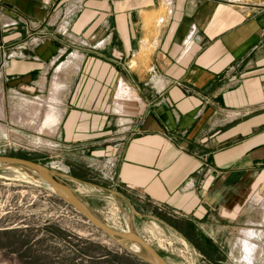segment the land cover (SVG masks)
Wrapping results in <instances>:
<instances>
[{
	"label": "crops",
	"instance_id": "0c3cea01",
	"mask_svg": "<svg viewBox=\"0 0 264 264\" xmlns=\"http://www.w3.org/2000/svg\"><path fill=\"white\" fill-rule=\"evenodd\" d=\"M4 91L50 92L39 119H15L51 110L42 132L92 156L98 190L136 216L211 242L264 200V0H0Z\"/></svg>",
	"mask_w": 264,
	"mask_h": 264
},
{
	"label": "rangeland",
	"instance_id": "374dc122",
	"mask_svg": "<svg viewBox=\"0 0 264 264\" xmlns=\"http://www.w3.org/2000/svg\"><path fill=\"white\" fill-rule=\"evenodd\" d=\"M221 1L240 8L259 0ZM13 18L14 25H18L19 14ZM160 18L158 23L163 21ZM43 94L0 93V154H25L44 165L75 192L95 217L110 228L140 234L168 264H249V260L251 264H264V200L258 197L249 204L252 220L210 231L211 242L199 236L190 223L173 218L163 223L145 215L136 216L134 211L142 212L98 190L97 185L104 186L109 179L92 156L60 149L54 144L55 129L42 132V123L38 127V123H27V118L15 119L28 112H36L39 119L51 96L50 92ZM39 99L43 105L27 109L26 101ZM46 185L26 167L0 164V264H151L140 255L141 251H132L129 243L123 246L115 242ZM261 195L264 198V187ZM251 229L256 235L250 239L251 248L245 250L243 246L249 245L243 241L248 238L242 231Z\"/></svg>",
	"mask_w": 264,
	"mask_h": 264
},
{
	"label": "water",
	"instance_id": "95a60500",
	"mask_svg": "<svg viewBox=\"0 0 264 264\" xmlns=\"http://www.w3.org/2000/svg\"><path fill=\"white\" fill-rule=\"evenodd\" d=\"M0 164L4 165H16L26 167L32 170L40 179L49 184L54 191L58 193L63 199L68 201L72 207H74L83 217L91 222L96 228L100 229L104 234L112 238L120 245L126 246V244L136 243L141 247L140 255L151 264H168L166 260L161 256L158 250L151 246L140 234L134 231H119L114 228H110L103 221L95 217L87 206L76 196L72 189L63 183L54 172L50 171L44 165L36 163L27 158L16 157L13 155L0 154Z\"/></svg>",
	"mask_w": 264,
	"mask_h": 264
},
{
	"label": "bare ground",
	"instance_id": "6f19581e",
	"mask_svg": "<svg viewBox=\"0 0 264 264\" xmlns=\"http://www.w3.org/2000/svg\"><path fill=\"white\" fill-rule=\"evenodd\" d=\"M170 1V0H168ZM43 119V118H42ZM45 120L43 122H40L42 123V127L41 129H47V128H51V126L56 123L57 121L55 120V114L52 113V111L50 110V113L48 114V116L44 118ZM32 123H34V120H31ZM35 124V123H34ZM48 130V129H47ZM42 131V130H41ZM42 140V139H41ZM47 184V183H46ZM49 186V188H51L52 190H54V188H52L49 184H47ZM46 185V186H47ZM125 231H132L130 229H125L124 231L122 232H125ZM128 247L134 251V252H138L140 253L141 251V247H139L136 243H130L128 245ZM250 261V260H249Z\"/></svg>",
	"mask_w": 264,
	"mask_h": 264
},
{
	"label": "trees",
	"instance_id": "16d2710c",
	"mask_svg": "<svg viewBox=\"0 0 264 264\" xmlns=\"http://www.w3.org/2000/svg\"><path fill=\"white\" fill-rule=\"evenodd\" d=\"M11 155L16 156V157H21V158H27V159H31L29 156L25 155V154H19V153H12Z\"/></svg>",
	"mask_w": 264,
	"mask_h": 264
},
{
	"label": "built area",
	"instance_id": "2783aa9c",
	"mask_svg": "<svg viewBox=\"0 0 264 264\" xmlns=\"http://www.w3.org/2000/svg\"><path fill=\"white\" fill-rule=\"evenodd\" d=\"M11 24H14V22H12ZM4 25H6L7 26V23H5ZM9 54H11V53H9ZM5 55V54H4Z\"/></svg>",
	"mask_w": 264,
	"mask_h": 264
},
{
	"label": "flooded vegetation",
	"instance_id": "af4514ba",
	"mask_svg": "<svg viewBox=\"0 0 264 264\" xmlns=\"http://www.w3.org/2000/svg\"><path fill=\"white\" fill-rule=\"evenodd\" d=\"M202 242V241H201ZM199 242L200 245H202L203 243ZM204 245V244H203ZM223 247V246H222Z\"/></svg>",
	"mask_w": 264,
	"mask_h": 264
},
{
	"label": "clouds",
	"instance_id": "9594fccd",
	"mask_svg": "<svg viewBox=\"0 0 264 264\" xmlns=\"http://www.w3.org/2000/svg\"><path fill=\"white\" fill-rule=\"evenodd\" d=\"M249 264H251V262L249 261Z\"/></svg>",
	"mask_w": 264,
	"mask_h": 264
}]
</instances>
